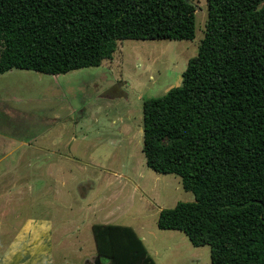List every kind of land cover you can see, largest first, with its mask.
Returning <instances> with one entry per match:
<instances>
[{"label":"trees","instance_id":"trees-1","mask_svg":"<svg viewBox=\"0 0 264 264\" xmlns=\"http://www.w3.org/2000/svg\"><path fill=\"white\" fill-rule=\"evenodd\" d=\"M206 4L181 84L142 104L146 166L194 194L156 225L208 245L211 264H264V0ZM195 11L185 0H0V73L98 66L123 39L190 40ZM92 231L101 264H157L133 227Z\"/></svg>","mask_w":264,"mask_h":264},{"label":"rangeland","instance_id":"rangeland-1","mask_svg":"<svg viewBox=\"0 0 264 264\" xmlns=\"http://www.w3.org/2000/svg\"><path fill=\"white\" fill-rule=\"evenodd\" d=\"M191 1L193 39H123L98 66L0 73V264H101L95 223L133 227L157 264H211L208 245L157 227L194 194L142 151L143 100L181 84L203 38L206 0Z\"/></svg>","mask_w":264,"mask_h":264},{"label":"crops","instance_id":"crops-1","mask_svg":"<svg viewBox=\"0 0 264 264\" xmlns=\"http://www.w3.org/2000/svg\"><path fill=\"white\" fill-rule=\"evenodd\" d=\"M21 143H23V144H24V143H26V141H24V140H21ZM141 239H142V238H141ZM154 260H155V259H154Z\"/></svg>","mask_w":264,"mask_h":264},{"label":"water","instance_id":"water-1","mask_svg":"<svg viewBox=\"0 0 264 264\" xmlns=\"http://www.w3.org/2000/svg\"><path fill=\"white\" fill-rule=\"evenodd\" d=\"M186 2H188V3H191V0H185Z\"/></svg>","mask_w":264,"mask_h":264}]
</instances>
